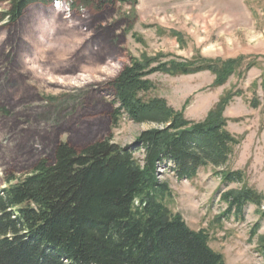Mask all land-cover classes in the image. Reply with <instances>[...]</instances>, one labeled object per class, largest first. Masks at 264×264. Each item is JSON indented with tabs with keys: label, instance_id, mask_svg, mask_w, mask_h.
<instances>
[{
	"label": "rangeland",
	"instance_id": "rangeland-1",
	"mask_svg": "<svg viewBox=\"0 0 264 264\" xmlns=\"http://www.w3.org/2000/svg\"><path fill=\"white\" fill-rule=\"evenodd\" d=\"M8 8L0 0V13ZM143 55L162 61L244 57L220 85L209 70L148 75L149 95L164 97L190 120H203L231 92L222 115L238 140L223 167L206 165L193 178L178 179L165 162L157 178L168 185L166 206L191 228L208 231L226 264H264V199L259 207L245 205L238 218L224 216L220 199L244 186L264 196V0H136L101 11L37 0L15 23L0 20V101L9 96L14 102L0 103V188L6 175L31 171L43 158L51 162L58 141L81 148L111 134L114 143L134 146L142 131L157 127L126 115L113 125L109 116L110 82L131 56ZM133 151L142 163L143 150ZM236 169L243 181L225 184L221 171Z\"/></svg>",
	"mask_w": 264,
	"mask_h": 264
},
{
	"label": "trees",
	"instance_id": "trees-1",
	"mask_svg": "<svg viewBox=\"0 0 264 264\" xmlns=\"http://www.w3.org/2000/svg\"><path fill=\"white\" fill-rule=\"evenodd\" d=\"M7 1L9 8L0 13V20L15 23L37 0ZM68 1L72 7L95 11L136 3ZM243 58L162 61L131 56L110 82L114 105L110 120L116 125L126 115L157 127L142 131L134 146L114 143L111 134L81 148L61 140L51 162L43 158L31 171L6 175L0 188V264H226L210 245L208 231L191 228L163 202L168 185L158 180L157 166L171 162L178 179L193 178L206 165L223 167L238 142L222 115L233 94L220 97L203 120H190L164 97L149 95L154 83L148 75L209 70L214 84L220 85ZM0 103L14 102L8 96ZM134 149L143 150L142 163L134 157ZM221 178L225 184L242 182L243 172L222 170ZM220 199L227 205L224 216L238 218L245 205L261 206L264 196L244 186L226 190Z\"/></svg>",
	"mask_w": 264,
	"mask_h": 264
}]
</instances>
